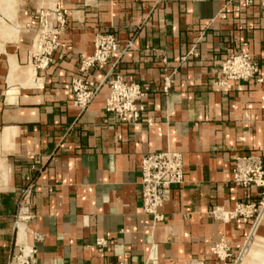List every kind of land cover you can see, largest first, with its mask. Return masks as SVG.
Masks as SVG:
<instances>
[{
	"label": "crops",
	"instance_id": "crops-1",
	"mask_svg": "<svg viewBox=\"0 0 264 264\" xmlns=\"http://www.w3.org/2000/svg\"><path fill=\"white\" fill-rule=\"evenodd\" d=\"M263 2L28 0L0 51V264H14L25 242L37 264H241L253 248L264 264V185L233 177L237 157L264 171ZM53 8L64 17L58 46L38 68V14ZM101 32L118 49L85 74L97 91L80 108L71 82ZM239 52L259 72L228 86L221 61ZM109 73L149 87L137 119L105 109ZM166 150L181 153L183 180L154 220L142 208L140 162ZM237 202L255 203L257 217H225ZM221 239L225 259L210 250Z\"/></svg>",
	"mask_w": 264,
	"mask_h": 264
},
{
	"label": "built area",
	"instance_id": "built-area-1",
	"mask_svg": "<svg viewBox=\"0 0 264 264\" xmlns=\"http://www.w3.org/2000/svg\"><path fill=\"white\" fill-rule=\"evenodd\" d=\"M250 0H247V3ZM264 9V2L262 4ZM63 23V13L58 8L42 10L38 14L37 27L35 28L34 53L35 66L45 67L50 61L52 52L58 46L59 27L55 21ZM118 49L116 37L109 32L97 33L94 40V49L91 54L81 55L79 61L80 74L71 82L73 103L80 108L86 107L93 99L97 85L84 78L90 69H103L112 53ZM221 82L230 85V82L248 80L259 72V63L249 53H232L221 61ZM262 81L263 78H257ZM170 77L165 76L162 91L166 92L170 86ZM108 95L105 100V109L113 112L118 117L131 115L134 119L139 117L143 110L140 102L148 92L149 87L134 81H127L120 74H111L107 77ZM233 177L243 184L255 183L264 185L263 168L260 161L252 157H237ZM183 180V162L180 152L159 151L145 154L140 162V198L142 208L151 214L154 220H161L163 214L159 206L163 202L164 192ZM263 204V202H262ZM259 208L255 203L237 202L233 210L226 212L225 217L242 216L245 220L254 215L257 217ZM29 217L27 210L18 216L16 224ZM96 244L101 249L105 245L103 238L96 239ZM211 252L220 259L227 258L230 253L226 242L221 239L214 243ZM34 245L23 243L15 256L14 264H37V254ZM112 264H129L120 260Z\"/></svg>",
	"mask_w": 264,
	"mask_h": 264
},
{
	"label": "rangeland",
	"instance_id": "rangeland-1",
	"mask_svg": "<svg viewBox=\"0 0 264 264\" xmlns=\"http://www.w3.org/2000/svg\"><path fill=\"white\" fill-rule=\"evenodd\" d=\"M27 4L28 0L0 1V51L3 50L6 41L15 39L20 26L24 25L21 11ZM259 258L260 255L253 256V264L257 263Z\"/></svg>",
	"mask_w": 264,
	"mask_h": 264
},
{
	"label": "bare ground",
	"instance_id": "bare-ground-1",
	"mask_svg": "<svg viewBox=\"0 0 264 264\" xmlns=\"http://www.w3.org/2000/svg\"><path fill=\"white\" fill-rule=\"evenodd\" d=\"M34 49H35V47H34ZM250 250L251 251H249V252H250V254L251 253L252 254L249 257L248 256L247 257H242L243 260H242L241 264H253L252 258H253V256L258 254V252L260 251V248L259 249L258 248H253V249H250Z\"/></svg>",
	"mask_w": 264,
	"mask_h": 264
},
{
	"label": "water",
	"instance_id": "water-1",
	"mask_svg": "<svg viewBox=\"0 0 264 264\" xmlns=\"http://www.w3.org/2000/svg\"><path fill=\"white\" fill-rule=\"evenodd\" d=\"M250 237H251V235L248 237V239H247V242H246V243H248V241H249ZM245 247H246V246H245ZM245 247H244V249H245ZM244 249H243V251H244ZM243 251L241 252V254L243 253ZM240 256H241V255H240ZM240 256H239V258H240Z\"/></svg>",
	"mask_w": 264,
	"mask_h": 264
}]
</instances>
